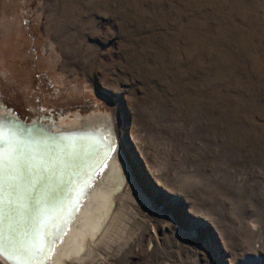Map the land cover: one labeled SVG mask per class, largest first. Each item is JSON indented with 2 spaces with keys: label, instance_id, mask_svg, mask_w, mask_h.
I'll return each instance as SVG.
<instances>
[{
  "label": "rangeland",
  "instance_id": "rangeland-1",
  "mask_svg": "<svg viewBox=\"0 0 264 264\" xmlns=\"http://www.w3.org/2000/svg\"><path fill=\"white\" fill-rule=\"evenodd\" d=\"M0 105L115 119L136 183L76 264H264V0H0Z\"/></svg>",
  "mask_w": 264,
  "mask_h": 264
},
{
  "label": "bare ground",
  "instance_id": "bare-ground-1",
  "mask_svg": "<svg viewBox=\"0 0 264 264\" xmlns=\"http://www.w3.org/2000/svg\"><path fill=\"white\" fill-rule=\"evenodd\" d=\"M107 117L113 116L79 113L54 127L53 122L19 123L21 129L0 108V156H7L0 164L5 167L0 169V252L10 263L66 264L82 239L97 229L108 194L120 179L112 160L100 155L111 156L120 147L117 140L114 145ZM2 151H28V162L21 166L22 157ZM31 161L37 165L27 167ZM26 189L36 196L45 193L44 209L30 201L27 217L21 209Z\"/></svg>",
  "mask_w": 264,
  "mask_h": 264
},
{
  "label": "flooded vegetation",
  "instance_id": "flooded-vegetation-1",
  "mask_svg": "<svg viewBox=\"0 0 264 264\" xmlns=\"http://www.w3.org/2000/svg\"><path fill=\"white\" fill-rule=\"evenodd\" d=\"M0 108L7 115H9V117H12V119H14V121L18 124V127L19 128L23 129V125H20L19 124L18 119L14 115L10 114V112H8L5 109H3V107H1V105H0ZM78 114L79 113H76L74 116H76ZM88 116H90V114ZM62 119H64V118L62 117L59 121H61ZM107 120L110 123L109 129L111 128L110 131H111L112 136L114 138V145H115V141L116 140L119 142L118 126L116 125V122H115L114 117H112V118H108L107 117ZM24 125H29V124H24ZM63 130H65V123H64V126H63ZM119 146H120V144H119ZM115 148L118 149V150L113 151V155H111V156H109L108 154H106L105 151H100V155H101V157L109 158L110 160H112V164L113 165L115 164L114 167L116 168V170L120 171V179L117 182L118 184H116L115 187L108 194V206H107V210H106V212L104 214V217H103L102 221L98 225L97 229L94 232L90 233V235L86 236V238L84 237L82 239V241L80 243V246L78 247V249L76 250V252L75 253H72L71 255H69L66 258V261H65L66 264H74V263L76 264V262L78 260H80V259L83 258L82 256L84 255V253H86V250L88 251L89 250V247H91V245L93 243H95L97 241V239L102 236L101 233H103L105 231V229L107 228L106 226H108L111 223L110 220L115 217V213L117 212V209H118V206H119V199H120L121 195L123 193L127 192V191H131L134 188V186H135V183L136 182L132 179L131 175H129V172L131 173V170L128 169L126 167V165H125L126 164V158H125L124 152L121 150V146L120 147H117L116 146ZM2 152L3 153H9V154L10 153H13L12 155L17 154L18 156L22 157L21 160H20V162H22V165L21 166H25V163H27L28 162V159H29V158L28 159H25V154H26V152L28 153V151H2ZM30 164L31 165H27V167H32V166H36L37 165V163L34 164L33 161H31ZM4 168H5L4 166H1L0 167V169H4ZM20 170L22 171L23 169L21 168ZM124 175H125V177H124ZM11 180H13V179H11ZM3 182H5L4 179H3ZM130 187H131V189H130ZM125 188H127V189H125ZM117 190H119V192H117ZM36 195L37 194H35L34 192H31L30 190L26 189L25 194H24V196L26 198L25 199V203H24V205L21 208L22 209V212H23V214H24L25 217H27L28 214H29V212H30V206H29V202L30 201L37 202V204H38V207L37 208L39 210H43L44 209V197L43 196H45V193L43 192L39 196H36ZM1 257L5 261H7V263L12 264L0 252V261H1Z\"/></svg>",
  "mask_w": 264,
  "mask_h": 264
},
{
  "label": "water",
  "instance_id": "water-1",
  "mask_svg": "<svg viewBox=\"0 0 264 264\" xmlns=\"http://www.w3.org/2000/svg\"><path fill=\"white\" fill-rule=\"evenodd\" d=\"M18 120H19V119H18ZM18 122L21 123V124H25V123H23V122L20 121V120H19ZM32 123H34V124H39L40 122L34 121V122H32ZM32 123H31V124H32ZM40 124H43V123H40ZM43 125H45V124H43ZM47 125H48V124H47ZM50 126H53V127H54V126H57V125H56L55 123H53V125H50Z\"/></svg>",
  "mask_w": 264,
  "mask_h": 264
},
{
  "label": "snow or ice",
  "instance_id": "snow-or-ice-1",
  "mask_svg": "<svg viewBox=\"0 0 264 264\" xmlns=\"http://www.w3.org/2000/svg\"><path fill=\"white\" fill-rule=\"evenodd\" d=\"M7 159V156H0V164L4 163V161ZM26 251V250H25Z\"/></svg>",
  "mask_w": 264,
  "mask_h": 264
}]
</instances>
